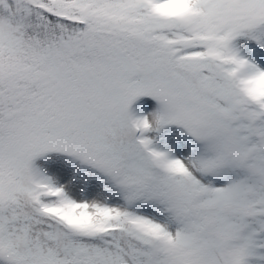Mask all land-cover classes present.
I'll return each mask as SVG.
<instances>
[{
    "label": "snow or ice",
    "instance_id": "6c2138e0",
    "mask_svg": "<svg viewBox=\"0 0 264 264\" xmlns=\"http://www.w3.org/2000/svg\"><path fill=\"white\" fill-rule=\"evenodd\" d=\"M0 264H264V0H0Z\"/></svg>",
    "mask_w": 264,
    "mask_h": 264
}]
</instances>
